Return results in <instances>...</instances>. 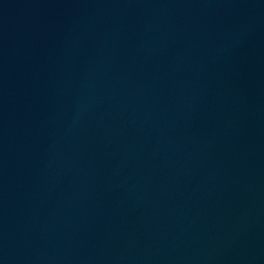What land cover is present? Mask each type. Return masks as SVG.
<instances>
[{
  "label": "water",
  "instance_id": "1",
  "mask_svg": "<svg viewBox=\"0 0 264 264\" xmlns=\"http://www.w3.org/2000/svg\"><path fill=\"white\" fill-rule=\"evenodd\" d=\"M0 264H264V0H0Z\"/></svg>",
  "mask_w": 264,
  "mask_h": 264
}]
</instances>
